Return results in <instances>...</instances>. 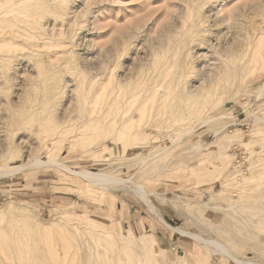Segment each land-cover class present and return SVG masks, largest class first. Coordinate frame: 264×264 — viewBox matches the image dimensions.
<instances>
[{"label": "rangeland", "instance_id": "374dc122", "mask_svg": "<svg viewBox=\"0 0 264 264\" xmlns=\"http://www.w3.org/2000/svg\"><path fill=\"white\" fill-rule=\"evenodd\" d=\"M262 29L264 0H0V264H264Z\"/></svg>", "mask_w": 264, "mask_h": 264}, {"label": "bare ground", "instance_id": "6f19581e", "mask_svg": "<svg viewBox=\"0 0 264 264\" xmlns=\"http://www.w3.org/2000/svg\"><path fill=\"white\" fill-rule=\"evenodd\" d=\"M50 1H55L56 2V0H50ZM93 3V2H92ZM87 4H89V3H87ZM260 7V6H259ZM44 13V12H43ZM45 13H46V11H45ZM48 13V12H47ZM47 24V23H46ZM43 25V24H42ZM48 25V24H47ZM46 25V26H47ZM50 25V24H49ZM44 26V25H43ZM49 27H47V28H45V30L46 29H48ZM51 29V28H50ZM261 29V28H260ZM43 30V29H42ZM263 30V29H262ZM44 31V30H43ZM261 32V31H260ZM263 32H264V30H263ZM48 33H50V32H48ZM257 33H259V32H257ZM253 37V36H252ZM252 37H249L250 39L252 38ZM247 39V38H246ZM249 39V40H250ZM248 39L246 40V42H248L249 41ZM248 46V45H247ZM209 51V50H208ZM210 55V54H209ZM193 57V56H192ZM216 57V56H215ZM214 59V58H213ZM211 61V60H210ZM217 61V60H216ZM214 62V63H216L217 64V62ZM213 62V61H212ZM212 62L210 63V64H212ZM210 64H208V65H210ZM216 64H214V65H216ZM218 64H220V63H218ZM213 65V67L215 68V66ZM211 67H212V65H210ZM210 66H209V68H210ZM219 66V65H218ZM220 67H222L221 66V64H220ZM217 68V67H216ZM208 70H213V68L211 69H208ZM217 70V69H216ZM215 71V70H214ZM214 71H210V72H214ZM218 71V70H217ZM223 72V71H222ZM228 73V72H227ZM209 75V74H208ZM216 75V77H218L219 78V76L217 75V74H213V77ZM226 75V74H225ZM207 76V75H206ZM222 76V75H221ZM229 76V75H228ZM216 77H214V78H216ZM95 78V77H94ZM207 78H209L208 76H207ZM210 78H212V73H211V77ZM214 78H212V79H214ZM110 79V78H109ZM203 79V78H202ZM209 80H211V79H209ZM215 80V79H214ZM111 81V80H110ZM109 81V82H110ZM200 82H202V81H199V83ZM117 83V82H116ZM198 83V82H197ZM192 84V83H191ZM194 85V84H193ZM109 86V85H108ZM199 87H200V84L199 85H196V86H191L190 87V89H189V94L190 93H196L195 91H197V89H199ZM109 88H110V86H109ZM108 88V89H109ZM201 88V87H200ZM118 93V92H117ZM160 93H161V91H160ZM114 94V93H113ZM162 94H164V93H162ZM107 96V95H106ZM163 96V95H162ZM193 97V96H192ZM131 98V97H130ZM163 98V97H162ZM170 98V97H169ZM107 100V99H106ZM116 100V99H115ZM48 101V100H47ZM116 103V102H115ZM78 108V107H77ZM68 110H69V108H67ZM79 109V108H78ZM93 109H95V108H93ZM83 110V109H82ZM86 110V109H85ZM102 110H103V108H102ZM79 111V110H78ZM96 111H97V109H96ZM101 111V110H100ZM105 111V110H104ZM39 112V111H38ZM83 112V111H82ZM89 112V111H88ZM92 113V112H91ZM63 114V113H62ZM81 114V113H80ZM86 114V113H85ZM65 115V114H64ZM77 115H78V113H77ZM76 115V116H77ZM102 115V114H101ZM78 117V116H77ZM80 117V116H79ZM38 120V119H37ZM82 120V119H81ZM86 120V119H85ZM82 171H78L77 173L79 174V173H81ZM92 174V173H91ZM90 175V174H89ZM97 174H95V176H96ZM90 176H92V175H90ZM87 177V176H86ZM85 177V178H86ZM143 195L142 196H144L145 194L144 193H142ZM230 209V208H229ZM209 242V241H208ZM216 244V243H215ZM217 246V245H216ZM221 247V249L223 248L222 246H220ZM18 250H17V254H15L14 256H15V261L17 260L18 262H19V264H36V262H35V258H33L32 256H31V254L29 253L30 252V250L27 252V251H25L24 250V248H17ZM50 249V248H49ZM79 250V249H78ZM78 250L77 249H74V251H71V252H69L68 253V251L67 250H63L64 252H63V254H62V256H63V258L66 260H68V259H72V261H62L61 263H59V264H74V260H76L75 258H77V261L76 262H78V264H89V262H88V258H87V256H78L77 254H78ZM56 251V250H55ZM225 251V250H224ZM2 252V251H1ZM47 253V252H46ZM62 253V252H61ZM219 253V252H218ZM225 253H227V252H225ZM12 255H13V252L11 253ZM40 255V254H39ZM227 255V254H226ZM5 256V255H4ZM9 257L10 258H12L11 256H7L6 258H3V260H5V261H12L13 259H9ZM122 258V257H121ZM50 259H52L53 260V263H55V261H56V259L55 258H53V256L52 257H50ZM79 259V260H78ZM124 260V259H123ZM1 262V261H0ZM3 262V261H2ZM66 262H69V263H66ZM124 263H125V261H123ZM124 263H122V264H124ZM50 264V263H49ZM55 264H57V262L55 263ZM237 264V263H236Z\"/></svg>", "mask_w": 264, "mask_h": 264}]
</instances>
